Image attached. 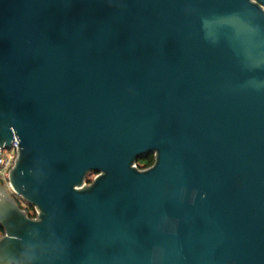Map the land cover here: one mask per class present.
Instances as JSON below:
<instances>
[{"label": "water", "instance_id": "95a60500", "mask_svg": "<svg viewBox=\"0 0 264 264\" xmlns=\"http://www.w3.org/2000/svg\"><path fill=\"white\" fill-rule=\"evenodd\" d=\"M15 139L0 264H264V0H0Z\"/></svg>", "mask_w": 264, "mask_h": 264}, {"label": "built area", "instance_id": "2783aa9c", "mask_svg": "<svg viewBox=\"0 0 264 264\" xmlns=\"http://www.w3.org/2000/svg\"><path fill=\"white\" fill-rule=\"evenodd\" d=\"M18 152H19V141L17 139L13 141L10 149H0V184L2 186H5L8 190H10L12 192V195L16 199H21L20 197L14 195L9 182L10 171L15 165ZM3 234L5 233L0 231V239L2 238Z\"/></svg>", "mask_w": 264, "mask_h": 264}, {"label": "flooded vegetation", "instance_id": "af4514ba", "mask_svg": "<svg viewBox=\"0 0 264 264\" xmlns=\"http://www.w3.org/2000/svg\"><path fill=\"white\" fill-rule=\"evenodd\" d=\"M155 161H156V154L154 153H149L146 156L140 158L136 164V166L144 171V170H149L151 169L154 165H155ZM94 175V177L92 179H88L87 177V182L90 184L92 183V181L95 179V177L97 176L96 174H92Z\"/></svg>", "mask_w": 264, "mask_h": 264}, {"label": "trees", "instance_id": "16d2710c", "mask_svg": "<svg viewBox=\"0 0 264 264\" xmlns=\"http://www.w3.org/2000/svg\"><path fill=\"white\" fill-rule=\"evenodd\" d=\"M17 202L27 212L29 217H31V218H36L37 217V214H36V211H35L34 207L30 206L27 203H26L27 207H23L21 202H19V201H17ZM0 231L4 233V231L2 229H0Z\"/></svg>", "mask_w": 264, "mask_h": 264}, {"label": "rangeland", "instance_id": "374dc122", "mask_svg": "<svg viewBox=\"0 0 264 264\" xmlns=\"http://www.w3.org/2000/svg\"><path fill=\"white\" fill-rule=\"evenodd\" d=\"M93 177H94V175L90 174V175L88 176V179H92ZM4 187H5V186H4ZM5 188H6V187H5ZM7 190H8V189H7ZM8 191H9L10 194H12V192H11L10 190H8ZM16 200L19 201V202H21L23 207H27V204H26L25 202H23L22 199H16ZM4 235H5V234L2 235V238H3Z\"/></svg>", "mask_w": 264, "mask_h": 264}]
</instances>
